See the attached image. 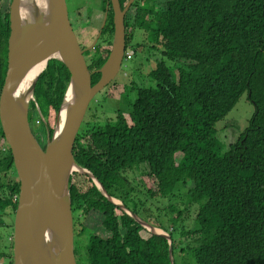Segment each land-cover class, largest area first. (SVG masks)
<instances>
[{
	"label": "trees",
	"instance_id": "obj_1",
	"mask_svg": "<svg viewBox=\"0 0 264 264\" xmlns=\"http://www.w3.org/2000/svg\"><path fill=\"white\" fill-rule=\"evenodd\" d=\"M11 1L0 0V92ZM119 1L123 8L128 0ZM113 16L110 5L100 40L87 51L92 84L111 50ZM137 31L144 38L133 43ZM125 32L135 71L143 56L137 48L154 51L148 74L153 84L125 83V91L131 86L135 92L129 119L119 111L114 120L88 123L73 145L76 161L111 196L170 234L174 264L177 252L180 264H264V0H134ZM69 80L67 67L51 59L37 81L29 122L43 148ZM244 92L255 110L227 147L218 123ZM126 170L138 171L137 181ZM69 188L73 234L93 224L87 217L100 225L89 230L85 260L75 250L78 264H171L168 239L148 231L144 237L146 229L106 198L88 174H72ZM19 190L0 121V223L8 215L13 227ZM10 257L8 264H14Z\"/></svg>",
	"mask_w": 264,
	"mask_h": 264
},
{
	"label": "water",
	"instance_id": "obj_2",
	"mask_svg": "<svg viewBox=\"0 0 264 264\" xmlns=\"http://www.w3.org/2000/svg\"><path fill=\"white\" fill-rule=\"evenodd\" d=\"M133 2L128 0L122 8L119 0H108L99 33L88 47H93L102 33L111 5L114 13L111 50L97 69L100 78L95 84H92L93 71L89 70L84 56L86 49L78 42L69 19L66 0H44L43 4L40 0H12L10 3L8 66L0 92V121L20 181L13 223L14 264H77L69 188L73 172L88 174L106 198L149 232L166 237L170 244L171 264H174L170 234L111 196L73 155V145L89 103L121 69L126 48L125 14ZM51 59H57L67 67L70 80L54 130L47 129V143L42 148L31 130L29 106L31 100H35L36 83ZM40 62L45 63L44 68L28 91L20 93L24 77ZM59 219L64 221L63 225L59 224Z\"/></svg>",
	"mask_w": 264,
	"mask_h": 264
},
{
	"label": "rangeland",
	"instance_id": "obj_3",
	"mask_svg": "<svg viewBox=\"0 0 264 264\" xmlns=\"http://www.w3.org/2000/svg\"><path fill=\"white\" fill-rule=\"evenodd\" d=\"M69 9L74 14L75 26L76 30L79 33V39L84 46H89L93 44L92 42L97 37L101 23L104 18V9L102 7L103 0H67ZM76 11L72 12L73 10ZM144 38L143 31H137L136 37L134 38V42H142ZM103 47V46H102ZM138 52L142 54V59L140 60V68L135 71L133 68L136 66V60H125L122 62L121 69L117 76L100 92H98L91 102L88 105L86 114L82 121L81 127L79 131L84 130V127L90 123L89 125H99L103 124L107 120H114L116 114L121 111L125 113L127 119H129L128 115V107L131 100L135 98V92L131 91L130 88H126L125 91V83L128 85L130 82H134L138 85H147L153 84V80L148 75L152 70V67L155 63V53L154 51H149L146 47L139 46ZM147 58V60H146ZM132 70V72H125V69ZM124 71V73H123ZM124 75V76H123ZM254 105L249 100L247 92H244L234 108L226 115V117L218 123L219 132L218 136L222 139L223 142L227 144L236 140L238 135L249 123L250 118L254 113ZM79 133V132H78ZM180 153V152H179ZM177 153L176 158L179 159L181 153ZM75 173V172H74ZM73 173V174H74ZM138 171L126 170L124 174L129 177L130 180H136ZM14 176V174H12ZM6 180V179H5ZM7 214V213H6ZM12 217L7 215V218L3 221L5 223H0V251L6 252V257H0V264H8V261L11 259L10 255H12L13 259V248H11L12 235L14 232V227H11ZM87 220H93V224L87 225L88 230L85 233H80L76 231L74 233V248L78 254L82 256L85 260L86 254V243L88 233L90 231L96 232L100 228L97 224V219H92L91 217H87ZM2 222V221H1ZM86 223V220L84 221ZM191 221L188 219V224ZM74 228V224H73ZM81 228V226L79 227ZM141 232L144 237L149 236V231L145 228ZM90 230V231H89ZM149 233H148V232ZM178 263H181L182 256L180 253L175 254ZM81 257H79L78 263H80Z\"/></svg>",
	"mask_w": 264,
	"mask_h": 264
},
{
	"label": "bare ground",
	"instance_id": "obj_4",
	"mask_svg": "<svg viewBox=\"0 0 264 264\" xmlns=\"http://www.w3.org/2000/svg\"><path fill=\"white\" fill-rule=\"evenodd\" d=\"M40 3L43 4L44 0H40ZM24 11L22 10V15H24ZM45 63L40 62L38 63L23 79L21 85H20V93L24 94L28 91L30 88V84L32 81L36 78V76L39 74V72L44 68ZM37 84V83H36ZM36 88V86H35ZM35 92V90H34ZM90 106V105H89ZM59 224L63 225L64 221L59 219ZM63 232V231H62ZM64 233V232H63ZM14 263V261H13Z\"/></svg>",
	"mask_w": 264,
	"mask_h": 264
},
{
	"label": "flooded vegetation",
	"instance_id": "obj_5",
	"mask_svg": "<svg viewBox=\"0 0 264 264\" xmlns=\"http://www.w3.org/2000/svg\"><path fill=\"white\" fill-rule=\"evenodd\" d=\"M67 1V0H66ZM107 3H108V1H106L105 2V8H106V5H107ZM102 4V7H103V5H104V0H103V3H101ZM67 5H68V1H67ZM110 6V5H109ZM77 9H75V10H73L72 12H74V11H76ZM108 10H109V7H108ZM106 11V9L104 10V12ZM68 13H69V19H70V21H71V24H72V27H73V30H74V32H75V34H76V36H77V38H78V41H79V43H80V45H81V47H82V49H86V51H84V56H85V59H86V62H87V64L89 65V56H87V51L90 49H88V47H90L91 45H89V46H84L82 43H81V41H80V39H79V33H78V31L76 30V26H75V20H74V14H73V16H72V13H71V11H70V9H69V5H68ZM105 15V14H104ZM101 25H102V23H101ZM101 27V26H100ZM101 36V35H100ZM100 40V39H99ZM99 40L97 41V42H99ZM97 42H96V44H97ZM93 43V42H92Z\"/></svg>",
	"mask_w": 264,
	"mask_h": 264
},
{
	"label": "clouds",
	"instance_id": "obj_6",
	"mask_svg": "<svg viewBox=\"0 0 264 264\" xmlns=\"http://www.w3.org/2000/svg\"><path fill=\"white\" fill-rule=\"evenodd\" d=\"M108 11H109V10H108ZM107 17H108V15H107ZM106 22H107V21H106ZM105 24H106V23H105ZM100 28H101V27H100ZM103 28H104V27H103ZM102 31H103V29H102ZM101 34H102V33H101ZM101 34H100V35H101ZM100 35H99L97 41L100 39V37H101ZM77 39H78V38H77ZM78 42H79V41H78ZM93 42H94V41H93ZM91 45H92V44H91ZM95 45H96V43H95ZM95 45H94V46H95ZM94 46H93V47H94ZM91 48H92V47H91ZM91 48H90V49H91ZM124 56H126V52L124 53ZM124 59H125V58H123V61H124ZM126 59H127V58H126ZM126 59H125V60H126ZM128 59H130V58H128ZM34 99H35V97H34ZM32 101L36 102V101L33 100V99L31 100V102H32ZM31 102H30V106H29V111H30V108H31ZM37 109H38V111H39V113H40L41 110H40V107H39L38 104H37ZM41 117H42V115H41ZM42 120L45 121V119H44L43 117H42ZM36 122H37V124L40 123L39 121H36ZM29 123H30V122H29ZM30 126H31V125H30ZM31 130H32V129H31ZM33 134H34V133H33ZM34 136H35V135H34ZM47 136H48V134H47ZM47 138H48V137H47ZM39 144H40V143H39ZM41 147H42V146H41ZM42 148H43V147H42ZM44 148H45V147H44ZM14 167H15V166H14ZM16 173H17V172H16ZM73 173H74V172H73ZM17 176H18V175H17ZM71 176H72V175H71ZM72 214H73V211H72ZM72 216H73V215H72ZM12 241H13V235H12ZM74 246H75V245H74ZM75 255H76V254H75ZM76 260H77V259H76ZM77 264H78V263H77Z\"/></svg>",
	"mask_w": 264,
	"mask_h": 264
},
{
	"label": "built area",
	"instance_id": "obj_7",
	"mask_svg": "<svg viewBox=\"0 0 264 264\" xmlns=\"http://www.w3.org/2000/svg\"><path fill=\"white\" fill-rule=\"evenodd\" d=\"M131 57V52H127L126 53V58L128 59V58H130Z\"/></svg>",
	"mask_w": 264,
	"mask_h": 264
}]
</instances>
